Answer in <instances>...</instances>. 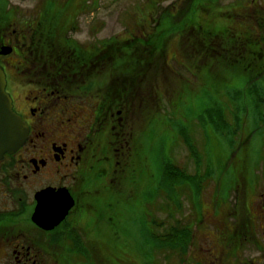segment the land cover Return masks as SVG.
<instances>
[{
	"label": "flooded vegetation",
	"instance_id": "flooded-vegetation-1",
	"mask_svg": "<svg viewBox=\"0 0 264 264\" xmlns=\"http://www.w3.org/2000/svg\"><path fill=\"white\" fill-rule=\"evenodd\" d=\"M19 1L0 0L5 92L27 127L24 143L0 158V264H102L106 215L119 216L120 198L132 204L134 215L143 210L138 199L145 198L147 191L138 183L149 165L152 134L148 115L143 129H137L135 122L140 110L151 104V77L171 70L164 54L166 37L156 34L160 19H152L153 33H139L136 38L133 34L79 39L76 15L67 14L65 2L33 0L23 6ZM212 4L218 5V0L205 2ZM228 5L232 8L224 17L231 21L228 31L240 33L247 7L242 0ZM254 12L248 16L257 31L250 35L252 46L245 45L240 35L226 51L234 59L229 65L242 64V71L261 75L264 9ZM174 18L173 23L180 20ZM195 19L183 27L202 34L206 55L213 54L215 35L210 33L219 22L204 30ZM207 23L214 21L207 18ZM4 47L10 48L8 54L2 52ZM161 161L164 182L166 159ZM196 176H188L185 188L177 186L180 203L182 198L193 200ZM59 202L69 208L53 228L45 229L33 220L40 205L50 213ZM190 213L194 215L193 210ZM159 223L165 225L163 220ZM178 223L180 232L189 226Z\"/></svg>",
	"mask_w": 264,
	"mask_h": 264
},
{
	"label": "rangeland",
	"instance_id": "rangeland-1",
	"mask_svg": "<svg viewBox=\"0 0 264 264\" xmlns=\"http://www.w3.org/2000/svg\"><path fill=\"white\" fill-rule=\"evenodd\" d=\"M60 1L67 4L68 15H76L74 29L79 39L133 34L136 38L139 33H153L149 31L152 19H160L156 34H170L165 39L164 54L172 71L167 69L151 77V104L140 110L135 122L137 129H143L148 115L152 134L149 165L138 183L147 191L145 198L138 199L143 210L134 215L132 204L120 198L119 216L106 215L101 234L102 264H264V119L255 114L253 100L247 95L246 74L252 72L225 63L234 62L226 51L230 47L227 44L238 41L240 35L245 45L252 46L250 35L257 31L248 16L254 10L262 12L264 0H242L247 8L242 11L240 33H230L227 26L231 21L224 19L225 12L232 9L228 5L232 0H218V5H205L207 0ZM19 2L27 6L33 0ZM167 13L180 20L171 22L176 19L167 18ZM194 18L204 30L219 22L210 33L215 35L211 39L213 54L206 55L202 34L191 26L183 27ZM207 18L214 23H207ZM256 86L264 98V74L258 77ZM181 132L192 140L200 156L198 163L181 139ZM162 158H169L187 176L210 173L201 182L196 181L201 192L194 194L192 201L182 198L180 203L178 191L161 181ZM176 184L179 187L187 182ZM170 190L171 198H165L162 193ZM123 211L129 215H121ZM162 220L164 226H154ZM178 221L189 225L185 249L180 247L177 253L161 246L166 250H160L154 235L166 232ZM245 225L250 234L242 240Z\"/></svg>",
	"mask_w": 264,
	"mask_h": 264
},
{
	"label": "trees",
	"instance_id": "trees-1",
	"mask_svg": "<svg viewBox=\"0 0 264 264\" xmlns=\"http://www.w3.org/2000/svg\"><path fill=\"white\" fill-rule=\"evenodd\" d=\"M167 18H174V16H172L170 13L166 14ZM170 34H168L166 37L168 38ZM249 54H247L248 56H250L251 51L249 49L246 50ZM246 52V53H247ZM226 63V62H225ZM228 65V62L226 63ZM232 67L235 65H231ZM237 67L242 68V64H237ZM243 72V71H242ZM247 78H248V98L253 100V106H254V111L255 114L257 116H260V118L264 119V110L262 109L264 107V98L261 95V92L259 90V88L256 86V81L258 79V77H261L263 74H254V73H250V74H246ZM250 85V86H249ZM246 99L247 96L245 95ZM236 119H237V115H236ZM181 136V139L183 140V142L186 144V146L188 147L191 156L193 158H195V161L198 163L200 160V156L198 155V153L193 149V145H192V140L186 135V134H179ZM165 173L162 177L163 181L166 182L167 185L171 186L172 190H175L177 188V184L176 183H186L188 176L185 173L184 169H180L178 168L176 165L173 164L172 161L169 160V158L165 161ZM210 175L209 172L205 173L204 175H200V176H196L198 181L201 182V178L203 177H208ZM197 193L201 192V185H199V182H197ZM172 190L168 191L166 194L167 198H171V194H172ZM154 224V223H153ZM247 224H251L249 221L247 222ZM160 223H155L154 226H156L157 228H161ZM246 230L244 231L245 233L242 235V240H244L246 238V234H250V232H248V225H245ZM253 229V227H252ZM253 234H255L254 229H253ZM252 234V236H253ZM241 235V234H239ZM154 237L157 239L158 241V247L160 248V250H166V248L161 247V246H166V247H170L173 250H176L177 253H179L180 251V247L182 250L185 249L186 245L188 244V229H183L180 231L177 230L175 225H171L169 227V229L162 233V234H158V235H154ZM239 237V236H237ZM179 238L182 239V242H179ZM236 243L239 242L235 241ZM234 243V246L235 244ZM243 243V241H242ZM239 246V245H238ZM157 247V248H158ZM156 248V249H157Z\"/></svg>",
	"mask_w": 264,
	"mask_h": 264
},
{
	"label": "water",
	"instance_id": "water-1",
	"mask_svg": "<svg viewBox=\"0 0 264 264\" xmlns=\"http://www.w3.org/2000/svg\"><path fill=\"white\" fill-rule=\"evenodd\" d=\"M4 54L10 52V48L2 49ZM27 127L20 117L12 110L11 100L5 92V78L0 68V158L4 154L15 152L25 141ZM69 205L59 202L48 213V209L40 207L33 215V220L45 229L53 228L67 213Z\"/></svg>",
	"mask_w": 264,
	"mask_h": 264
}]
</instances>
